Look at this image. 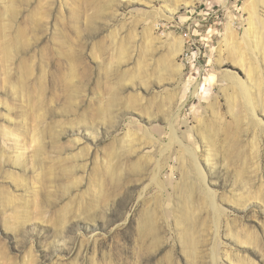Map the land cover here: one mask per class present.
Here are the masks:
<instances>
[{
	"label": "rangeland",
	"instance_id": "rangeland-1",
	"mask_svg": "<svg viewBox=\"0 0 264 264\" xmlns=\"http://www.w3.org/2000/svg\"><path fill=\"white\" fill-rule=\"evenodd\" d=\"M0 264H264V0H0Z\"/></svg>",
	"mask_w": 264,
	"mask_h": 264
},
{
	"label": "bare ground",
	"instance_id": "bare-ground-1",
	"mask_svg": "<svg viewBox=\"0 0 264 264\" xmlns=\"http://www.w3.org/2000/svg\"><path fill=\"white\" fill-rule=\"evenodd\" d=\"M230 28H231V27H230V25H229V26H228V30H230ZM228 30H227V31H228ZM235 64H236V65H240L241 63L238 61V62H235ZM241 66H242V65H241ZM245 74H246V76H247L248 78H251V77H252V76H251L252 72H251L250 69H247V70L245 69ZM198 88H200V87H199V83H196V85H195V92H197ZM200 90H201V89H200ZM197 93H198V92H197ZM197 93H196V94H197ZM193 94H194V93H193Z\"/></svg>",
	"mask_w": 264,
	"mask_h": 264
}]
</instances>
